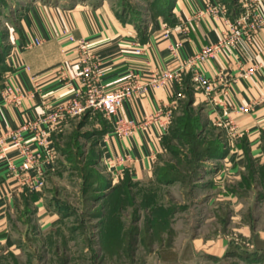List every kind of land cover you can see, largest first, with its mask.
<instances>
[{
    "label": "rangeland",
    "instance_id": "1",
    "mask_svg": "<svg viewBox=\"0 0 264 264\" xmlns=\"http://www.w3.org/2000/svg\"><path fill=\"white\" fill-rule=\"evenodd\" d=\"M35 1L67 6L82 0H0V57ZM107 1L141 24L166 0ZM224 1L233 13L241 11L239 0ZM187 102L153 176L117 187L101 159L109 119L100 110L72 119L54 136L56 167L39 191L48 211L61 217L43 227L31 202L15 210L0 234V264H264V166L253 164L243 178L213 185L205 175L220 166L224 131L206 124L204 107ZM166 250L177 256L167 253L172 259L165 260Z\"/></svg>",
    "mask_w": 264,
    "mask_h": 264
},
{
    "label": "crops",
    "instance_id": "2",
    "mask_svg": "<svg viewBox=\"0 0 264 264\" xmlns=\"http://www.w3.org/2000/svg\"><path fill=\"white\" fill-rule=\"evenodd\" d=\"M259 1L264 7V0ZM220 3L226 6L223 0H176L172 9L175 22L150 13L143 36L134 23L123 22L107 0L75 1L67 6L30 3L12 36L11 49L4 59L5 69L0 70V139L28 121L38 120L47 105L72 96L83 86L81 54L71 36L89 41L90 51L102 71L98 83L104 90H113L127 82L131 74L145 82L154 72L178 70L205 44L216 41L227 29L226 19L233 20L240 13L228 8L225 19L208 8L210 5L219 8ZM250 3L239 0L240 10L244 11ZM183 24L190 29L188 35L181 29ZM167 27L172 29L169 38L163 37ZM35 39H41L42 44L30 46ZM173 45H177L176 53L171 51ZM138 48L143 51H137ZM200 69L207 76L225 74L232 80L228 94L217 96L216 104L194 84L189 68L181 70V79L170 80L143 95L135 93L125 100L115 119L133 120L135 129L120 135L114 122H110L111 129L100 140L105 166L107 158H129L124 164L117 163L112 172L106 167L114 183L142 181L153 176L164 139L189 93L193 104L206 109L208 125L224 131L227 143L228 150L219 158V168L206 173L205 178L212 175L213 185L221 186L228 178H243L253 164L264 166V101H260L264 97V27L253 40H241L232 51L206 61ZM7 82L21 85L29 93L21 104L5 100ZM255 99L258 103L251 113L227 114L222 105H241ZM228 117L235 126L234 134L216 123ZM33 134L27 131L24 137L30 139ZM29 143L32 147L36 144L31 139ZM12 144L9 139L0 143V234L6 233L10 215L27 201L33 204L43 227L57 222L62 214L59 210L53 214L48 211L43 191L21 192L14 177L8 175L7 157L17 164L22 162L17 146Z\"/></svg>",
    "mask_w": 264,
    "mask_h": 264
},
{
    "label": "built area",
    "instance_id": "3",
    "mask_svg": "<svg viewBox=\"0 0 264 264\" xmlns=\"http://www.w3.org/2000/svg\"><path fill=\"white\" fill-rule=\"evenodd\" d=\"M251 3L246 9L241 10L233 20L226 19L228 8L220 3L217 6L210 5L209 9L219 12L225 17L228 24L227 29L216 40L205 44L198 52L192 54L178 70H163L154 72L145 82H141L137 75L131 74L120 87L113 90H104L99 85V77L102 75L99 61L91 53L89 41L83 38L76 39L73 36L70 39L75 42L80 50L81 78L83 86L75 93L54 105H47L45 113L36 121H28L17 129L10 130L6 138L12 145L17 146L22 162L17 164L12 158H6L8 175L14 177L21 192L33 194L39 192L46 184L49 172L55 170L57 153L54 144V134L62 131L65 126L74 118L92 114L98 110L104 112L110 122H114L116 131L120 135L131 133L136 124L133 120L117 118L120 109L127 98L135 93L146 94L151 88H157L167 84L170 80L181 79V70L189 68L192 70V79L194 84L202 89L214 104L216 97L228 94L231 78L225 74L217 77L207 76L200 66L206 61L215 58L223 52L232 51L241 40H253L257 32L264 27V7L259 0H250ZM201 16V14H198ZM181 29L188 35L190 32L187 24L181 25ZM172 29L167 27L163 31V37L169 38ZM42 44L41 39H35L30 46ZM177 45L171 46V51L176 53ZM137 51H143L138 48ZM4 98L8 103L19 105L29 95L27 90L11 82H7L4 88ZM264 101V97L260 99ZM258 100H252L249 103L235 105H224L226 113H251L255 110ZM163 110H161L162 112ZM160 112V113H161ZM221 118L216 121L217 124L228 128L229 132L235 133V126L231 119ZM32 131L34 134L30 138L35 140V146L32 147L24 134ZM161 139V137H159ZM129 158L121 156L119 158H107L106 167L112 172L117 163H126ZM114 173V172H113Z\"/></svg>",
    "mask_w": 264,
    "mask_h": 264
},
{
    "label": "trees",
    "instance_id": "4",
    "mask_svg": "<svg viewBox=\"0 0 264 264\" xmlns=\"http://www.w3.org/2000/svg\"><path fill=\"white\" fill-rule=\"evenodd\" d=\"M175 1L176 0H166L165 1V3L163 4L164 6H157V5H154V6H152V8L150 9V11H151V13H153L154 15H156V16H161V17H163L164 19H166V20H168L170 23H174L175 22V17H174V15H173V13H172V9H173V7H174V3H175ZM117 15H118V17L123 21V22H130V23H134L138 28H139V31H140V33H141V36H143L144 34H145V31H146V22H142L141 24H139V23H137V22H134V21H132V20H130V19H128L127 17H125V16H123V15H120V14H118L117 13ZM10 49H11V47H10ZM10 49H9V51H10ZM9 51H7V52H5L4 54H3V56L2 57H0V70H3V69H5V65H4V59H5V56L9 53ZM188 102L187 103H189L190 105H192L193 104V97H192V94L191 93H189V95H188ZM175 119H176V116H175ZM174 119V120H175ZM174 122V121H173ZM206 124L208 125V119L206 120ZM172 127V126H171ZM169 134V133H168ZM167 134V135H168ZM223 148V147H222ZM227 148V147H226ZM222 149L219 153H218V155H220L221 154V156H223V155H225L226 154V152H227V150L228 149ZM117 186H119V184H115V185H113L112 187H117ZM28 202V201H27ZM162 254H164L165 253V256L163 255V258L165 257V260H171L172 258H170L168 255H167V253H174L175 254V256H177V253L176 252H174V251H171V250H166V251H164V252H161ZM174 256V257H175Z\"/></svg>",
    "mask_w": 264,
    "mask_h": 264
}]
</instances>
